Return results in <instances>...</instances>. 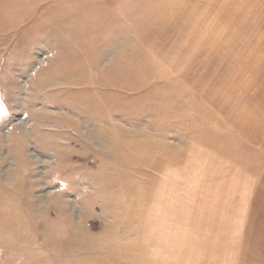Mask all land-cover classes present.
<instances>
[{
	"label": "rangeland",
	"instance_id": "obj_1",
	"mask_svg": "<svg viewBox=\"0 0 264 264\" xmlns=\"http://www.w3.org/2000/svg\"><path fill=\"white\" fill-rule=\"evenodd\" d=\"M0 264H264V0H0Z\"/></svg>",
	"mask_w": 264,
	"mask_h": 264
},
{
	"label": "bare ground",
	"instance_id": "obj_2",
	"mask_svg": "<svg viewBox=\"0 0 264 264\" xmlns=\"http://www.w3.org/2000/svg\"><path fill=\"white\" fill-rule=\"evenodd\" d=\"M81 236H83V235H81ZM89 239V238H88ZM96 239V238H95ZM99 239V238H98ZM98 241V240H97ZM90 244V243H89Z\"/></svg>",
	"mask_w": 264,
	"mask_h": 264
}]
</instances>
